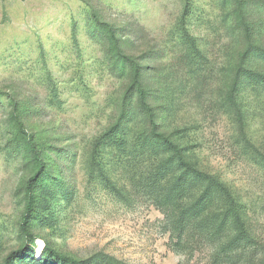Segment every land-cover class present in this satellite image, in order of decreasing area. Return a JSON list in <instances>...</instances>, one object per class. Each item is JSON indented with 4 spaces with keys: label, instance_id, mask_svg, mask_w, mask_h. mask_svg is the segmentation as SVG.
I'll use <instances>...</instances> for the list:
<instances>
[{
    "label": "rangeland",
    "instance_id": "374dc122",
    "mask_svg": "<svg viewBox=\"0 0 264 264\" xmlns=\"http://www.w3.org/2000/svg\"><path fill=\"white\" fill-rule=\"evenodd\" d=\"M53 253L264 264V0H0V264Z\"/></svg>",
    "mask_w": 264,
    "mask_h": 264
},
{
    "label": "trees",
    "instance_id": "16d2710c",
    "mask_svg": "<svg viewBox=\"0 0 264 264\" xmlns=\"http://www.w3.org/2000/svg\"><path fill=\"white\" fill-rule=\"evenodd\" d=\"M247 53L248 51H245V53L243 54V56L241 57V62H240V65H239V68H242V63L243 61L246 59V56H247ZM241 71L242 70H239L237 71V74L235 75V78H234V81H233V84H232V95L234 94V91L236 89V86L238 84V81H239V78H240V74H241ZM153 134H155L154 130H153ZM157 135V134H155ZM165 141H167V143L170 144V142L166 139H164ZM179 161L181 162V165H183V169L189 173H197L196 170H194L192 168V165L190 162H186L184 161L180 156H179ZM201 179V183H203V185L201 186H204V183L207 182L208 183V186H209V183L213 181V186L216 187L218 189V191L228 200L230 201L229 202V207L228 209H225L223 211H221V214L224 218L228 217L229 215H233L235 217H238L242 214H244L245 212V209L242 208V205H240L239 207L236 206L235 202H236V199L233 197V195L229 192V190L226 188L225 184L220 180V178L217 176V175H213V176H210L208 174H205V173H202V172H198L197 173ZM204 192H205V186H204V190L203 192L201 193L202 197H203V200L201 202L204 201ZM32 194L30 193L29 194V200H28V205H27V213L31 211L32 209ZM54 257H56L57 259L61 260V261H65V262H69L70 264H77V262H75L74 260L68 258V257H65V256H59L58 254H54ZM9 259L10 257L7 259L6 261V264L9 263Z\"/></svg>",
    "mask_w": 264,
    "mask_h": 264
}]
</instances>
